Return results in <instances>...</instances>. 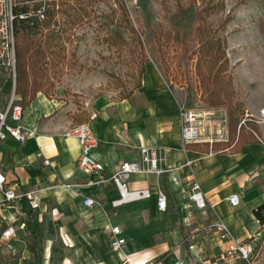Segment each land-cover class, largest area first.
<instances>
[{"label": "crops", "instance_id": "crops-1", "mask_svg": "<svg viewBox=\"0 0 264 264\" xmlns=\"http://www.w3.org/2000/svg\"><path fill=\"white\" fill-rule=\"evenodd\" d=\"M8 85L9 93L11 75ZM263 105H252L251 112L258 113ZM73 106L63 97L39 91L24 106L27 139L0 141L1 169L20 189H36L40 202L24 218L25 228L2 245L13 256L11 264H121L126 255L134 264L151 259L158 264H246L228 250L232 241L264 237V225L254 214L264 204V147L255 136L238 147L237 136L225 150H211L206 143L184 144L181 102L149 61L141 84L128 97L99 94L89 105V112L97 113L90 121L98 139L91 154L103 163L105 175L122 162L139 161L142 170L131 174L128 188H149L152 193L113 206L120 193L112 181L84 184L86 175L77 166L79 143L67 133L76 123ZM154 150L162 158L161 173L147 170L143 160ZM45 159L51 163L45 164ZM195 182L206 196L205 211L188 198ZM159 190L167 197L165 210L159 208ZM234 193L240 195L238 205L229 200ZM85 196L95 203L84 205ZM220 222L227 225L229 237L222 236ZM114 225L126 239L118 252L109 240ZM22 254L26 260H20Z\"/></svg>", "mask_w": 264, "mask_h": 264}, {"label": "rangeland", "instance_id": "rangeland-1", "mask_svg": "<svg viewBox=\"0 0 264 264\" xmlns=\"http://www.w3.org/2000/svg\"><path fill=\"white\" fill-rule=\"evenodd\" d=\"M70 1L79 7V0ZM81 1L88 14L64 33L66 57L53 67L54 80L50 79L54 82L50 93L74 105L76 123L88 119L89 105L95 96L109 94L118 98L133 91L140 80L143 59L156 64L181 105L210 106L201 97L195 73L194 51L198 42L194 10H185L180 18L177 16L180 7H187V0ZM120 2L127 5L133 24L142 31V46L135 48L120 40L118 45L112 44L118 31L132 42ZM225 3V10L212 14L209 22L216 35L226 39L229 59L226 75L232 79L235 101L244 110L242 118L251 113L252 105L264 101V0H225ZM58 18L62 20L61 15ZM55 29L61 30L59 25ZM9 75L8 69H0V111L11 92H7ZM251 242L257 249L251 264H264V237ZM12 258L6 247L1 246L0 264H11Z\"/></svg>", "mask_w": 264, "mask_h": 264}, {"label": "built area", "instance_id": "built-area-1", "mask_svg": "<svg viewBox=\"0 0 264 264\" xmlns=\"http://www.w3.org/2000/svg\"><path fill=\"white\" fill-rule=\"evenodd\" d=\"M18 0H0V68L8 69L13 79L11 92L7 98L6 105L0 111V141L9 137L17 141L24 142L30 135L22 125L24 113V105L22 96L15 91L16 85V32L14 22L17 18H25L27 13L15 12V6ZM40 19L44 18V14L39 11ZM55 26V25H54ZM180 123L181 138L184 144L189 143H206L212 150L214 142H226L229 140L228 113L225 107H198L189 108L181 105L180 107ZM97 117V113L89 112L88 119L84 122L73 124L68 134L76 137L80 155L77 160L78 168L86 175L84 184L88 186H99L112 181L119 190V197L112 200L113 206H119L125 202L149 197L152 193L149 188L129 189L127 180L132 173L142 170L139 161H125L118 165L115 171L106 176L104 173V165L96 160L91 151L97 147L98 139L95 135L90 121ZM248 123L258 126L257 129L250 128ZM242 126L249 128L256 139L264 147V105L259 109L258 113H246L240 120L238 128ZM261 129V130H260ZM145 153L148 151L143 149ZM150 156H145L144 161L147 162V170L161 173L160 167L162 158L154 150ZM1 157V154H0ZM45 164H50L49 159L44 160ZM191 165V161H187ZM158 204L162 210L166 209V194L159 190ZM188 198L193 201L198 209L205 211L207 209V199L201 185L195 182L188 194ZM233 205H238L240 195L234 193L229 198ZM84 205L91 206L95 200L90 196H85ZM40 207L36 189L22 190L18 183L8 179L7 175L0 167V247L7 244L15 238L20 228H25V219L31 210ZM222 229V236L229 237V229L224 222L219 223ZM110 246L113 251L118 252L126 243L125 237L119 225L111 227ZM9 246V244H8ZM255 253V245L249 241H232L228 254L236 255L238 258L245 260L251 264V259ZM26 255L22 254L20 260H26ZM121 264H134L130 255H126ZM139 264H158L156 260H149Z\"/></svg>", "mask_w": 264, "mask_h": 264}, {"label": "trees", "instance_id": "trees-1", "mask_svg": "<svg viewBox=\"0 0 264 264\" xmlns=\"http://www.w3.org/2000/svg\"><path fill=\"white\" fill-rule=\"evenodd\" d=\"M79 7H75L70 0H18L15 6L17 14L24 12L28 16L17 18L14 22L16 32V85L15 91L22 96L23 105H27L35 97L37 92L43 91L51 96L50 90L54 82L50 79L54 66L65 59V45L62 41L64 33L71 29L88 11L81 0ZM187 7H180L177 16L180 18L185 10L193 9L196 21L195 38L198 48L196 55L195 73L199 79L201 97L212 107H227L229 140L226 142H214L213 150H225L237 140L235 146H240L246 141L255 139L252 131L248 133L240 128L237 134L238 124L242 119L244 110L234 98L232 79L226 75L229 59L226 52V39L217 36L209 22V17L225 10V0H187ZM123 14V22L131 32L128 42L120 31L113 35L112 44L118 45L119 40L126 44H133L135 48L142 46V31L135 27L130 17L129 9L124 2L119 5ZM39 11L44 14L40 19ZM113 12L115 10L113 9ZM62 16V20L58 18ZM229 16L225 18V22ZM59 25L61 30H56ZM151 60L143 59L140 62V80L136 87L141 84V76L145 64ZM131 94L125 93V98ZM241 118V119H240ZM248 126L257 129V126L248 123ZM250 130V129H249ZM209 146V144H208ZM255 216L264 225V204L254 209ZM258 247V246H257ZM257 249L255 247V253ZM254 253V255H255ZM254 257V256H253Z\"/></svg>", "mask_w": 264, "mask_h": 264}]
</instances>
